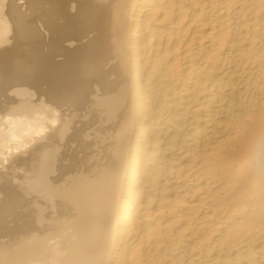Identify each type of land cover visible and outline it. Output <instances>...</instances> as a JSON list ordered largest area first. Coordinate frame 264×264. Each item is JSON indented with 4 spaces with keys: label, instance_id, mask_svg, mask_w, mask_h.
<instances>
[{
    "label": "bare ground",
    "instance_id": "6f19581e",
    "mask_svg": "<svg viewBox=\"0 0 264 264\" xmlns=\"http://www.w3.org/2000/svg\"><path fill=\"white\" fill-rule=\"evenodd\" d=\"M0 264H264V0H0Z\"/></svg>",
    "mask_w": 264,
    "mask_h": 264
}]
</instances>
